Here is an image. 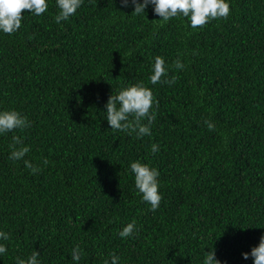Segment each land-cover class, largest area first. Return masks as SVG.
<instances>
[{
  "label": "trees",
  "instance_id": "1",
  "mask_svg": "<svg viewBox=\"0 0 264 264\" xmlns=\"http://www.w3.org/2000/svg\"><path fill=\"white\" fill-rule=\"evenodd\" d=\"M227 2V19L193 29L183 16L158 21L151 5L132 15L120 0H83L58 24L47 0L44 14L0 32V111L31 125L0 135V231L10 234L0 264L34 250L40 264H74L77 244L75 264H111L110 253L119 264H203L211 248L221 264H254L242 253L264 235V0ZM156 56L174 84H151ZM141 82L158 107L138 139L110 129L105 105ZM13 136L35 174L9 159ZM135 161L160 173L155 211L135 188Z\"/></svg>",
  "mask_w": 264,
  "mask_h": 264
},
{
  "label": "clouds",
  "instance_id": "2",
  "mask_svg": "<svg viewBox=\"0 0 264 264\" xmlns=\"http://www.w3.org/2000/svg\"><path fill=\"white\" fill-rule=\"evenodd\" d=\"M83 0H56L59 8V14L55 16V22L67 20L70 16L76 14L81 7ZM121 7L132 5L134 11L132 15L145 13V9L151 5L155 15L160 17L158 21L167 22L178 16L188 18L190 26L193 29L202 28L209 22L217 19H227L230 15V4L227 0H120ZM48 9L47 0H0V32L11 35L22 26L24 13L29 12L35 16L44 14ZM156 22V21H154ZM177 70L184 68V64L177 59L173 62ZM152 75L150 82L152 85L158 83L174 84L177 77L172 76L168 79L169 67L166 65L162 56L154 58L152 66ZM153 105L158 107V101L151 88L145 86L143 82L136 83L122 88L117 94H111L106 105V121L113 131H123L131 135L135 133L137 138L151 135V125L156 120V113L152 111ZM147 121V123H144ZM205 124L210 131L215 130L213 122L206 120ZM27 117L22 116L15 110L0 111V135L13 132L16 129H25L30 127ZM11 152L9 159L13 161L23 160L25 167L31 169L35 174L39 168L31 161L24 159L29 153L30 147L24 145L18 136L12 137V143L9 145ZM151 151L156 153L159 147L156 144L151 146ZM47 165L48 161H43ZM131 172L134 174L135 188L142 195L143 202L150 204L152 211L158 209L162 196L159 193L160 175L158 169L150 167L148 164L135 161L130 164ZM136 230L135 221L127 224L120 231L119 235L123 238L133 236ZM0 239L9 240L10 234L0 231ZM7 248L0 244V254H5ZM83 255L79 244L72 250L71 259L78 262ZM253 259L254 264H264V235L260 237L258 246L253 247L250 253H242L243 259ZM40 254L33 251L27 258H16V264H40L38 257ZM111 264H119L120 257L115 253H110ZM105 264L108 261L105 260ZM203 264H221L216 259L215 249L205 252Z\"/></svg>",
  "mask_w": 264,
  "mask_h": 264
}]
</instances>
